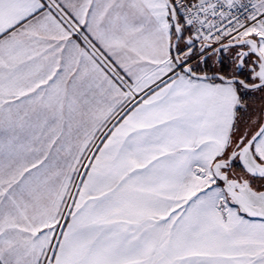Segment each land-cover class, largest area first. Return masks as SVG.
I'll return each mask as SVG.
<instances>
[{
  "label": "snow or ice",
  "instance_id": "obj_1",
  "mask_svg": "<svg viewBox=\"0 0 264 264\" xmlns=\"http://www.w3.org/2000/svg\"><path fill=\"white\" fill-rule=\"evenodd\" d=\"M0 264H264V0H0Z\"/></svg>",
  "mask_w": 264,
  "mask_h": 264
}]
</instances>
